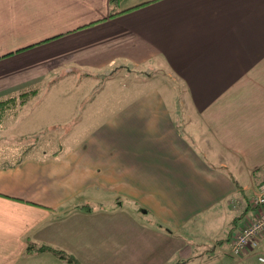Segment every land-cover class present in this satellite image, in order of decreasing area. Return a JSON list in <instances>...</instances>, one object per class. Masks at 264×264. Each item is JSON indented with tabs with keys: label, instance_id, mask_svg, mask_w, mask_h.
I'll use <instances>...</instances> for the list:
<instances>
[{
	"label": "crops",
	"instance_id": "0c3cea01",
	"mask_svg": "<svg viewBox=\"0 0 264 264\" xmlns=\"http://www.w3.org/2000/svg\"><path fill=\"white\" fill-rule=\"evenodd\" d=\"M149 62L183 94L182 128L154 89L88 104L99 128L73 149L0 167V264H68L29 244L78 264H259L264 235L229 243L264 180V0H0V100Z\"/></svg>",
	"mask_w": 264,
	"mask_h": 264
},
{
	"label": "rangeland",
	"instance_id": "374dc122",
	"mask_svg": "<svg viewBox=\"0 0 264 264\" xmlns=\"http://www.w3.org/2000/svg\"><path fill=\"white\" fill-rule=\"evenodd\" d=\"M119 65L116 64L106 72L97 73L93 75L94 77L64 79L58 84V90L39 94L29 99L23 108L17 109L14 115L5 120L0 129V167L11 166L13 161H22L35 151L73 149L80 141L91 138L93 132L99 128L94 122L99 121L100 117L92 119L91 114L98 111L92 110L95 108H90L88 104H107L108 110L99 112L114 113L116 111L114 109L120 105L132 103L137 99L150 102L151 98L155 97L152 92L156 89L162 93L167 103H173L170 105L175 107L173 116L177 122L181 124L184 121L183 109L178 108V103L183 98L180 89H177L175 94V89L173 91L170 85L169 91L165 83L171 81L164 78V75L149 79L154 76L156 63L149 62L139 72L132 69V65H125L127 67L122 69L121 74H115L116 70L122 67ZM141 83H145V86H141ZM152 84H155V87L150 90L149 85ZM149 92L151 94L147 96ZM179 128H182V124ZM112 138L107 133L102 140L95 141L92 148L104 149L111 143ZM8 153L9 159L5 161L3 155L7 156ZM101 246L104 249L103 245ZM220 248L226 251L227 245L224 244ZM87 254L89 260L95 256L92 253ZM83 259L88 261L86 258Z\"/></svg>",
	"mask_w": 264,
	"mask_h": 264
},
{
	"label": "built area",
	"instance_id": "2783aa9c",
	"mask_svg": "<svg viewBox=\"0 0 264 264\" xmlns=\"http://www.w3.org/2000/svg\"><path fill=\"white\" fill-rule=\"evenodd\" d=\"M251 202L258 207L255 218L242 227L229 243L230 254L241 256L253 251L259 246L260 238L264 235V180L258 185ZM259 264H264V254L257 256Z\"/></svg>",
	"mask_w": 264,
	"mask_h": 264
},
{
	"label": "trees",
	"instance_id": "16d2710c",
	"mask_svg": "<svg viewBox=\"0 0 264 264\" xmlns=\"http://www.w3.org/2000/svg\"><path fill=\"white\" fill-rule=\"evenodd\" d=\"M110 1H111V3H116V2L121 1V0H110ZM35 92L36 91L26 92V93L19 94L16 97H9V98L0 100V129L3 127V124H4L5 120L7 119V117L14 115V113L16 112L17 109L22 108L23 105H25L27 103V101L32 96L35 95ZM19 162H20V160L18 162L13 161V164H17ZM83 208H86V207H84V206L80 207V209H83ZM47 249L54 252L57 257L64 260L68 264H78L72 256L65 254L62 251H55V250H53L49 247H46V246H42V247H39L36 249L34 247V245L29 244V246L27 247V252L29 253V252H33V251H41V250H47Z\"/></svg>",
	"mask_w": 264,
	"mask_h": 264
},
{
	"label": "water",
	"instance_id": "95a60500",
	"mask_svg": "<svg viewBox=\"0 0 264 264\" xmlns=\"http://www.w3.org/2000/svg\"><path fill=\"white\" fill-rule=\"evenodd\" d=\"M173 264H181L180 262H175V263H173Z\"/></svg>",
	"mask_w": 264,
	"mask_h": 264
}]
</instances>
